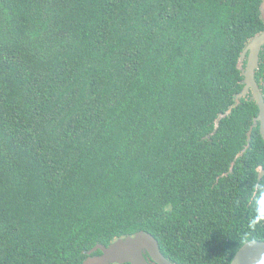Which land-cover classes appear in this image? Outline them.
I'll list each match as a JSON object with an SVG mask.
<instances>
[{"label": "trees", "instance_id": "16d2710c", "mask_svg": "<svg viewBox=\"0 0 264 264\" xmlns=\"http://www.w3.org/2000/svg\"><path fill=\"white\" fill-rule=\"evenodd\" d=\"M260 5L0 0V264H83L140 230L176 264L264 240L258 108L235 100Z\"/></svg>", "mask_w": 264, "mask_h": 264}, {"label": "water", "instance_id": "95a60500", "mask_svg": "<svg viewBox=\"0 0 264 264\" xmlns=\"http://www.w3.org/2000/svg\"><path fill=\"white\" fill-rule=\"evenodd\" d=\"M263 9V5H262ZM264 43V32L255 36L247 45L245 51L250 50L247 68L244 72L246 85L252 87L254 98L259 106V114L254 121L260 122V134L264 140V103L262 97L253 81V69L257 61V52ZM248 86L244 88L247 90ZM240 95L236 99L239 103ZM229 108L221 117L227 116L231 112ZM217 125V122H216ZM250 134V131L248 132ZM241 153L237 154V157ZM233 165V163H232ZM232 167V166H231ZM264 175V169L259 168V177ZM101 250L102 254L94 258H86L83 264H104L107 262H129L131 264H149L144 254L147 253L153 264H176L169 260L159 248L157 239L149 232L143 230L135 232L133 235H126L116 239L108 246L97 244L92 250ZM89 254H91V251ZM230 264H264V240H249L242 244L234 254Z\"/></svg>", "mask_w": 264, "mask_h": 264}, {"label": "flooded vegetation", "instance_id": "af4514ba", "mask_svg": "<svg viewBox=\"0 0 264 264\" xmlns=\"http://www.w3.org/2000/svg\"><path fill=\"white\" fill-rule=\"evenodd\" d=\"M264 4V0H261V5H260V16L261 19L263 20V24H264V6L262 9V5ZM264 32V29L259 32L258 34H255L245 45V47L243 48L240 57H239V69H240V73L242 75V80L240 83H242V88L241 91L239 93H237L235 100L237 99V97L240 95V97L238 98L239 101L241 98H250L251 100H253V102L257 105L258 111L257 114L255 115V117L253 118V124L254 125H258L259 127V132H260V122L257 120L256 122L254 121V119L256 118V116L259 114V106L254 98V93H253V89L252 87L246 85L245 83V75L244 72L247 68V63H248V57L250 54V50L245 51L248 43L257 35L261 34ZM253 81L254 84L256 86V89L258 90V92L260 93L263 103H264V43L260 46V49L257 52V61H256V65L254 66L253 69ZM248 86L247 90H244V88ZM261 135V134H260ZM262 137V136H261ZM125 237V236H123ZM123 237H119V238H123ZM117 238V239H119ZM115 241V240H114ZM99 250V249H98ZM98 250L91 251V254H88L86 258L90 257V258H94V257H98L102 254V251L99 250V253H94L97 252ZM144 257L147 259L149 264H153L152 260L149 258L148 254L145 253ZM93 264H98V263H93ZM104 264H131L129 262H117V261H113V262H107Z\"/></svg>", "mask_w": 264, "mask_h": 264}, {"label": "clouds", "instance_id": "9594fccd", "mask_svg": "<svg viewBox=\"0 0 264 264\" xmlns=\"http://www.w3.org/2000/svg\"><path fill=\"white\" fill-rule=\"evenodd\" d=\"M264 222V186H261L259 196L255 200V215L250 218L249 225L255 228Z\"/></svg>", "mask_w": 264, "mask_h": 264}, {"label": "rangeland", "instance_id": "374dc122", "mask_svg": "<svg viewBox=\"0 0 264 264\" xmlns=\"http://www.w3.org/2000/svg\"><path fill=\"white\" fill-rule=\"evenodd\" d=\"M263 6H264V4H263Z\"/></svg>", "mask_w": 264, "mask_h": 264}, {"label": "bare ground", "instance_id": "6f19581e", "mask_svg": "<svg viewBox=\"0 0 264 264\" xmlns=\"http://www.w3.org/2000/svg\"><path fill=\"white\" fill-rule=\"evenodd\" d=\"M113 242V241H112Z\"/></svg>", "mask_w": 264, "mask_h": 264}]
</instances>
